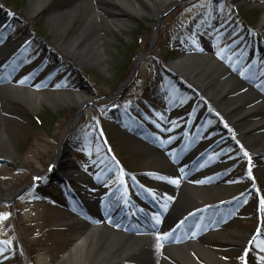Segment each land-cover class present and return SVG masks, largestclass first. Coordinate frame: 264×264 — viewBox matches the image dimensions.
I'll return each instance as SVG.
<instances>
[{"label":"rangeland","instance_id":"1","mask_svg":"<svg viewBox=\"0 0 264 264\" xmlns=\"http://www.w3.org/2000/svg\"><path fill=\"white\" fill-rule=\"evenodd\" d=\"M66 1L47 0L35 11L33 0H0V16L7 15L6 22L0 18V214H7L0 219V264H53L72 247L83 222L102 230H120L110 221L122 222L121 217L105 211L86 220L77 214L74 197L58 179L54 181L52 168L60 151L62 169L67 164L80 166L67 183L80 193L98 192L101 185L120 183L122 177L134 189L130 179L153 191L168 188L172 195L166 197L172 202L191 180L216 187L207 190V199L196 202L201 207L212 204L205 210L209 216L203 228H211L203 232V243L222 264H245V259L247 264H264V250L257 247L264 242V138L251 145L261 151L252 156L240 130L245 123L263 118L264 109L244 118L246 106H225L237 97L249 102L247 106L264 98L260 88L264 75L252 84L246 79L248 73L244 77L233 71L213 50L219 46L242 58L247 55L244 68L257 64V42L264 35V0H171L156 19L144 13L121 17L127 24L120 29L109 21L112 15L96 9V0H85L63 24L67 17L57 19L53 14ZM94 13L106 19V27L97 30L100 38L80 45L79 51L70 40ZM195 18L199 26L194 33L177 37ZM19 21L29 30L25 39H19L15 29ZM211 24L214 36L206 30ZM17 41L25 47L9 57ZM170 51L173 56L166 59ZM182 54L201 55L191 67L208 70L204 77L211 79L213 96L190 79L189 70L171 69ZM64 65L75 68L79 80L62 77ZM136 66L140 71L131 80ZM221 66L246 85H221L225 77ZM126 84L124 95L115 97ZM165 89L171 94L168 99H164ZM69 93L91 101L75 125L82 105L64 101L61 96ZM125 94L130 102L145 106V112L135 107L132 117ZM228 116L235 118L232 125ZM76 126L88 135L82 144L69 146L68 136ZM179 135L188 149L206 151L203 159L187 162L183 171L175 168L168 153L172 148L168 141ZM104 147L108 152L114 148L121 162L110 159ZM167 210H172L171 205ZM124 233L138 238L147 234ZM129 243L130 239L125 244ZM146 260L141 255L131 262L145 264Z\"/></svg>","mask_w":264,"mask_h":264},{"label":"bare ground","instance_id":"2","mask_svg":"<svg viewBox=\"0 0 264 264\" xmlns=\"http://www.w3.org/2000/svg\"><path fill=\"white\" fill-rule=\"evenodd\" d=\"M170 1L171 0H96V4H98L96 9L107 13L109 16L112 15V18L115 17V19L109 18V21L120 29L127 24L126 20L121 17H131L133 15L144 13L147 16L156 19L161 15L164 7ZM84 3L85 0H67L62 7L54 10L53 16L57 19H61L67 17L69 14L78 13ZM46 5L47 0H33L35 11H39ZM98 17L100 18L99 21L97 19ZM3 18H5V16H3ZM68 18L69 17H67L66 20L62 19L63 24H66ZM156 24L157 22L153 25ZM103 27H106V19L94 13L93 19L87 21L85 26L78 30V33L71 38L70 45L80 51V45H85L86 42L90 45L93 40L100 38L97 34V30ZM213 50L217 54L222 55V58L226 60L227 64L233 71H237V73L244 75V77L248 73L246 79L250 83L257 85L260 78L263 77L264 57L260 59L257 64H251L250 68H244L242 65L244 64V58H246L247 55L242 58L241 54H234L232 51L223 49L219 46H215ZM197 57H201V55L196 54L194 56H188L182 54L172 63V66L181 72L189 70V73L187 74L190 75V79L197 83L205 93L207 92V95L213 96V93L209 89L211 79L204 77V74L208 73V70L201 69V67H191L193 61ZM259 65L261 67L260 69L258 67ZM219 69L221 70L222 75L225 76L224 79L220 81V84L225 88H229L232 84L238 82V85L240 83L241 86L246 85V82L240 81V78L238 77L239 75L237 76L230 72L227 67L221 66ZM260 88H262V92L264 93V85ZM165 90L167 93L164 94V99H168L171 97V94L167 89ZM61 97H63L64 101L72 104L84 105L91 103L88 98L79 93L64 94ZM237 103L240 107H247L246 109L243 108L241 113L244 118H248L250 115H253L258 111L261 112L264 109V98L260 97L249 106H247L249 102H242L241 97H237L233 102L229 103L230 105L225 106H231L233 104L237 105ZM167 119L166 122L168 123L169 120ZM234 119L233 116H228V121L231 125L233 124ZM161 124L163 125V121ZM198 126L199 131H202L203 128L200 127V124ZM160 128H163V126L160 125ZM240 130L241 132H244V141H246L248 145H246L248 147V152L252 154V156H259L261 151L255 146L251 147V145L257 144L256 142L264 138V117L256 122L245 123ZM59 154H61V151ZM170 156L171 159H179L178 164H180V166L178 169L185 165V158H179V156L175 154H170ZM163 163L166 164L165 162ZM62 164L63 162L59 156L56 163V169ZM195 182L196 181L191 180L188 185H183L179 190L177 199L172 203V210L166 217V222L170 224L169 226H177L179 223L177 220H179V217L187 208L199 205L196 202L200 199H207V190L216 189V187H206L200 183L196 184ZM163 189L164 190H162L157 197H165L171 193L170 189ZM139 197H145V199H148V197L144 195L143 189H140V191L133 196H129L126 191L124 197L117 202L115 206L132 207L135 205L136 200ZM98 205L101 207L100 202ZM184 221L185 220H183V222ZM108 229L106 228L105 230H102L99 226L83 222L75 233L76 241L73 243L72 247L67 249L53 264H132L133 262L131 261H135L141 255L145 256L148 264L152 263V261H155L159 257H161L160 264H177L176 261L180 264H194L193 261L196 262V264H222L213 258L215 252L203 243L205 237L161 247L155 235L138 238L131 235L127 236L123 229H120L119 231L111 229L110 227ZM222 238L225 239V237ZM129 239L130 243L125 244Z\"/></svg>","mask_w":264,"mask_h":264},{"label":"trees","instance_id":"3","mask_svg":"<svg viewBox=\"0 0 264 264\" xmlns=\"http://www.w3.org/2000/svg\"><path fill=\"white\" fill-rule=\"evenodd\" d=\"M20 24H18V31H19V33L20 34H26V30H24V28H22L21 26H19ZM127 53V52H126ZM166 56H165V58L166 59H168L169 57H172L173 56V52L172 51H170V52H168L167 54H165ZM74 77L75 78H77V75L76 74H74ZM76 132V133H75ZM71 136H69L68 137V139H67V145H71V146H74L76 143L75 142H77V138L78 137H80V136H82V134H83V132H85L84 131V129H79V128H77L76 129V131H75Z\"/></svg>","mask_w":264,"mask_h":264},{"label":"snow or ice","instance_id":"4","mask_svg":"<svg viewBox=\"0 0 264 264\" xmlns=\"http://www.w3.org/2000/svg\"><path fill=\"white\" fill-rule=\"evenodd\" d=\"M37 179H40V177H37ZM172 182L178 183V181H172ZM164 207L166 208L167 205H164ZM6 215L7 214H0V219L6 218ZM154 219H155L157 224L160 223V216L158 214L155 215ZM170 235H171L170 233H164L162 239H168L170 237ZM257 247H261V250H264V242H261V244L257 245ZM245 257H247V252L245 253ZM261 260H264V256L261 257ZM245 264H247L246 259H245Z\"/></svg>","mask_w":264,"mask_h":264},{"label":"water","instance_id":"5","mask_svg":"<svg viewBox=\"0 0 264 264\" xmlns=\"http://www.w3.org/2000/svg\"><path fill=\"white\" fill-rule=\"evenodd\" d=\"M153 44H154V43H153ZM82 108H83V107H82ZM82 108L79 110V112H78V114H77V119H78V118L81 116V114H82V110H83Z\"/></svg>","mask_w":264,"mask_h":264}]
</instances>
